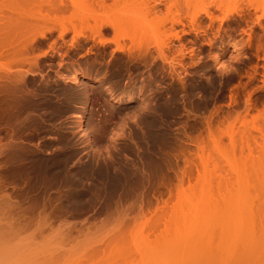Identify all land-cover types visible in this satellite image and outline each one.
<instances>
[{"label":"rangeland","instance_id":"1","mask_svg":"<svg viewBox=\"0 0 264 264\" xmlns=\"http://www.w3.org/2000/svg\"><path fill=\"white\" fill-rule=\"evenodd\" d=\"M0 264H264V0H0Z\"/></svg>","mask_w":264,"mask_h":264},{"label":"bare ground","instance_id":"2","mask_svg":"<svg viewBox=\"0 0 264 264\" xmlns=\"http://www.w3.org/2000/svg\"><path fill=\"white\" fill-rule=\"evenodd\" d=\"M162 45H163V44H162ZM160 50H161V49H160ZM161 51H163V50H161ZM76 80H77V78H76ZM86 109H87V108H86ZM85 112H86V111H85ZM82 115H84V114H82ZM81 123H82V122H81ZM80 127H81V126H80ZM194 258H195V257H194ZM197 259H199V258H197ZM197 259H196V260H197Z\"/></svg>","mask_w":264,"mask_h":264}]
</instances>
